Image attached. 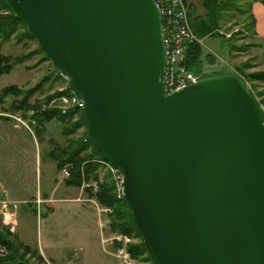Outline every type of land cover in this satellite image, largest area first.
Returning a JSON list of instances; mask_svg holds the SVG:
<instances>
[{"label":"water","instance_id":"obj_1","mask_svg":"<svg viewBox=\"0 0 264 264\" xmlns=\"http://www.w3.org/2000/svg\"><path fill=\"white\" fill-rule=\"evenodd\" d=\"M84 102L152 264H264V113L245 81L166 94L156 0H5Z\"/></svg>","mask_w":264,"mask_h":264},{"label":"rangeland","instance_id":"obj_2","mask_svg":"<svg viewBox=\"0 0 264 264\" xmlns=\"http://www.w3.org/2000/svg\"><path fill=\"white\" fill-rule=\"evenodd\" d=\"M202 2L203 0H190L188 13L189 9L192 8L189 6L190 3L199 14L204 13ZM0 12L3 11L0 10ZM247 14H249V10L246 14L238 13L232 21L221 27L219 35L202 37L204 44L200 46H202L203 54L198 63L200 68L198 73L202 78L224 74L239 76L246 82L247 88L255 95L264 110V81L250 78L251 73L264 70V41L256 37V30L254 31V28L250 27V21L246 18ZM228 40L236 46H242L243 49L240 51L232 50ZM38 47L39 44L36 41L25 39L18 42L17 37H13L9 42L3 44L2 52L15 57L25 55ZM58 74L59 70L53 65V62L46 59L43 53H37L24 63L17 64L11 73L0 75V89L12 84L28 89L44 77H49V81L45 83L43 90L35 96V98L44 99L48 94L63 90L69 84L68 78H58ZM11 100L9 98L6 106L11 104ZM53 104L58 106L62 102ZM8 112L15 116L19 114L12 111ZM31 114L33 113L31 112L29 116ZM79 117L78 114L77 119ZM10 118L15 119L14 117ZM32 129L34 133L27 131L25 142L18 146L22 153L27 156L25 161L28 169L25 173L30 190L23 194L24 198H19V202L10 200L6 192L0 193L1 222L9 227L14 234L16 227H18V232L21 233L23 240L32 248L37 249L43 243L49 254L46 256L47 260L43 256L46 263H42L30 255H25L24 259L32 262V264H123L117 255L116 241L110 239L112 236L115 237L116 233L122 234L120 232L114 233L110 229L109 214L112 209L101 205L95 198H91L88 190L85 189L91 187L95 192L93 184L97 181L87 183L83 187L68 186L66 180L71 175L64 177L62 170L66 165H69L71 170V164H66L61 170H58L56 162L50 155V152L56 147L69 145L71 138H84L88 128L82 126L76 134L66 136L63 133V123L53 120L47 123L39 133L34 125H32ZM11 154L15 155V150H12ZM37 155H39V160L36 159ZM47 162L53 164L50 174L46 171ZM48 175L49 181V178L46 179ZM104 180L114 182L118 196H124L116 170L109 163L103 165L101 169L100 181L103 182ZM49 185H51V189L47 188ZM41 188L40 197L42 201L36 200L35 194L36 190L40 191ZM47 192L53 201L45 205L47 203L43 199H45ZM102 209H107V211ZM54 211L55 213H53ZM80 233H82V240L78 242ZM76 234L78 237L74 240L76 242L73 248L77 250L68 253L65 251L68 246L66 239L72 238ZM128 237L129 243L136 241V239ZM50 238H52V242L49 241ZM50 245L52 248L48 247ZM0 248H5L3 252L0 251V256L6 257L10 254L9 248L4 246H0ZM23 252L22 249H19L18 254L22 255ZM133 260L134 264H137V260L134 258Z\"/></svg>","mask_w":264,"mask_h":264},{"label":"trees","instance_id":"obj_3","mask_svg":"<svg viewBox=\"0 0 264 264\" xmlns=\"http://www.w3.org/2000/svg\"><path fill=\"white\" fill-rule=\"evenodd\" d=\"M256 1L264 4V0H203L202 6L205 12L202 14H199L190 3L189 6L192 8L189 9V15L192 27L198 36H214L220 33L221 27L232 21L238 13L246 14L249 10L246 18L249 19L250 27L254 28L255 31L256 18L252 11V5ZM0 10L3 11L0 12V75L11 73L17 64L24 63L37 53H43L44 57L49 59L40 47L25 55L15 57L2 52L3 44L9 42L13 37H17L18 42L25 39L36 42L37 40L31 36L24 21L13 13L5 0H0ZM228 43L232 50L240 51L243 49L242 46H236L230 41ZM202 54V46L198 44L192 45L188 50V67L196 73L200 72L198 63ZM58 78H65L60 71ZM250 78L264 81V70L251 73ZM47 81H49V77H44L28 89L16 84L5 86L0 92L2 108L5 109L4 111L19 113L26 118H34L36 120L35 129L38 133L53 120L63 123V133L66 136L76 134L82 126L87 128L83 108L70 107L64 110L52 102L61 96L74 94L69 84L63 90L48 94L44 99L35 98L36 94L43 90ZM9 98L12 99L11 104L6 106ZM31 112L33 114L29 116ZM78 114L80 115L79 119H77ZM85 135L84 138H71L69 145L66 147L58 146L50 152L51 157L56 162L57 169L61 170L66 164H71V176L66 180L68 186L83 187L87 183L97 181L98 189L95 192L91 187L85 189L88 190L91 198H95L101 205L112 209L109 214L110 229L114 233L120 232L136 239L127 246L132 257L137 260V264H152L148 248L125 196H118L114 182L100 181L101 169L108 161L104 159L100 150L89 137L88 130ZM121 245V242H115L116 249ZM0 246L10 250L8 256H0V264H32V262L24 259L25 255L36 257L40 262L46 263L39 250L21 242L11 229L1 222V219ZM19 249H22L24 254L19 255Z\"/></svg>","mask_w":264,"mask_h":264},{"label":"built area","instance_id":"obj_4","mask_svg":"<svg viewBox=\"0 0 264 264\" xmlns=\"http://www.w3.org/2000/svg\"><path fill=\"white\" fill-rule=\"evenodd\" d=\"M188 2L189 0H156L157 7L162 16V32L166 49L165 91L167 94L196 84L202 78L199 73L189 69L187 63L189 48L194 44H204V39L198 36L193 30L188 13ZM52 102H62V104L58 106L64 110L70 107H84V102L75 94L61 96ZM3 114L14 117L19 124L24 125L28 130L34 132L32 125L36 124L35 119L28 121L10 113ZM69 168L70 166L66 165L62 170L64 177H69L71 175V170ZM115 170L118 176V182L122 186V174L119 173L117 169ZM93 186L94 191H96L98 189L97 184L94 183ZM121 189L123 191V187ZM102 210L107 211V209ZM114 236L115 237L112 236L110 238L111 241L122 243L117 249V255L121 263L134 264L132 255L127 249V245L130 242L129 237L118 233ZM4 250L5 248H0L1 252Z\"/></svg>","mask_w":264,"mask_h":264},{"label":"crops","instance_id":"obj_5","mask_svg":"<svg viewBox=\"0 0 264 264\" xmlns=\"http://www.w3.org/2000/svg\"><path fill=\"white\" fill-rule=\"evenodd\" d=\"M252 11L256 18V37L264 41V4L256 1L252 5ZM4 88V87H2ZM0 89V92L2 90ZM0 104V193L3 192L8 193V197L13 201H20L19 198H24L23 194L29 192V186L27 184L26 179V171L28 169V165L26 164L27 156L19 149V145L23 144L26 140V133L28 130L24 125L19 124L15 119L10 118L8 116L2 115L1 113H5L8 111H4ZM16 116H22L21 114H16ZM24 117V116H23ZM15 150V155L11 154V151ZM39 160V155L36 157ZM41 160V164H42ZM55 166V165H54ZM53 164L50 162L46 163V171L50 174V169H52ZM49 178V179H48ZM48 181L50 180L49 175L46 177ZM73 187V186H71ZM51 189V185L47 187ZM74 188V187H73ZM41 190H36V200L41 199L40 192ZM22 196V197H21ZM45 199L43 201L48 205L53 199L49 195V192L45 193ZM31 202V201H29ZM41 204V203H40ZM76 207V206H74ZM55 213V211L53 212ZM80 216V215H79ZM74 220V219H73ZM82 220V219H81ZM66 234V233H64ZM15 235L25 244H27L23 238L21 233L18 232V227H16ZM78 237L76 234L74 237H69L66 239L65 251L71 253L74 250L73 246L75 244L74 240ZM80 242L82 240V233L79 234ZM52 242V238L49 239ZM51 244V243H50ZM30 245V244H27ZM31 246V245H30ZM32 247V246H31ZM52 248V246H48ZM35 248V247H34ZM44 257L49 256L46 251L45 245L42 243V246L38 247ZM79 251V250H78ZM48 258L46 257V260ZM50 259V258H49ZM52 261V259H50Z\"/></svg>","mask_w":264,"mask_h":264}]
</instances>
